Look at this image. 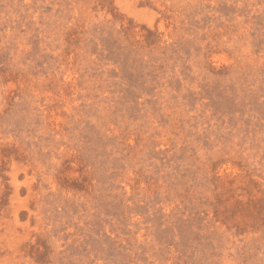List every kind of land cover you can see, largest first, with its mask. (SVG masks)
I'll return each mask as SVG.
<instances>
[{
  "label": "rangeland",
  "instance_id": "1",
  "mask_svg": "<svg viewBox=\"0 0 264 264\" xmlns=\"http://www.w3.org/2000/svg\"><path fill=\"white\" fill-rule=\"evenodd\" d=\"M0 264H264V0H0Z\"/></svg>",
  "mask_w": 264,
  "mask_h": 264
}]
</instances>
